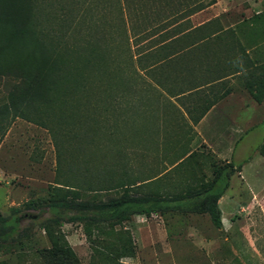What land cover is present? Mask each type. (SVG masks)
<instances>
[{
	"label": "rangeland",
	"instance_id": "rangeland-1",
	"mask_svg": "<svg viewBox=\"0 0 264 264\" xmlns=\"http://www.w3.org/2000/svg\"><path fill=\"white\" fill-rule=\"evenodd\" d=\"M35 1L30 30L54 67L44 93L36 71L16 84L11 74L28 71L14 53L0 59V106L19 94L31 102L17 105L0 142V264H60L49 235L71 248L75 264H264V190L245 189L239 174L225 191L235 204L221 202L229 215L220 229L179 211L92 223L73 219L89 211L48 202L54 186L98 203L122 192L108 189L119 180L162 195L210 180L224 163L221 144L193 125L212 105L198 92L175 96L239 71L238 86L218 85L232 94L214 96H225V113L243 118L237 105L264 97V0H69L67 13L57 0ZM14 41L40 64L39 51ZM33 86L45 99L26 92ZM255 142H243L235 161L264 153V141ZM127 237L134 254L118 259Z\"/></svg>",
	"mask_w": 264,
	"mask_h": 264
},
{
	"label": "trees",
	"instance_id": "trees-1",
	"mask_svg": "<svg viewBox=\"0 0 264 264\" xmlns=\"http://www.w3.org/2000/svg\"><path fill=\"white\" fill-rule=\"evenodd\" d=\"M34 2L36 1L0 0V59L4 57L6 52L14 53L18 59L19 65H23L28 71L26 75L16 72L13 75L11 74V76L18 79L16 84L19 82L29 84V72L36 71L37 77H35L39 80L35 81V83L39 82L41 88L44 89V93H46V82H44L45 75L48 76L51 73L54 62L48 55L44 56L39 51L43 47L42 43L38 41L37 35L40 34L39 31H35L36 34H34L35 32L30 30V25L33 23L31 7ZM38 2L39 6H49L50 4L48 0H38ZM55 2H57L58 9L61 13H67L72 10V4L69 0H57ZM86 7L81 8V10L86 11ZM49 12L52 14L51 11ZM14 38H20L24 45L32 46L33 53L39 51L38 53L43 55L40 64H35L29 61L28 58L22 56L21 50L17 47L18 45L14 41ZM39 91L40 88L33 86L26 92L31 93V95L38 100L45 99V96ZM257 99L258 97H256V100ZM30 104L31 102L26 98V94H19L16 95V99L9 100L0 106V121L3 119L5 120V122L0 123V142L3 138L6 125L17 116V105ZM207 110L208 107L205 109L204 113ZM10 111H12V113H10ZM204 113L195 120L198 121ZM240 167V163L234 164L231 161L221 163L214 168L210 180L202 184L198 189L189 190L185 193H166L162 195L157 192H139L133 189L134 183L127 180H119L108 189H121L122 192L115 197L107 198L104 202L80 203V193L77 189H61V187L57 186L49 187L48 202L49 207L89 211L88 214L78 215L73 219L92 223L104 222L112 224L126 221L134 214L149 216L152 213L162 215L166 212L179 211L182 213L194 214L206 213L211 225L216 229H220L222 227V222L218 200L228 186L230 175L235 171H239ZM49 237L51 242L50 253L55 258L56 262L60 264H75L77 258L71 248L59 243L56 239H53L51 235H49ZM121 250L123 253L117 255L118 259L121 257L133 256L135 247L130 237H127L125 244L121 246Z\"/></svg>",
	"mask_w": 264,
	"mask_h": 264
},
{
	"label": "crops",
	"instance_id": "crops-1",
	"mask_svg": "<svg viewBox=\"0 0 264 264\" xmlns=\"http://www.w3.org/2000/svg\"><path fill=\"white\" fill-rule=\"evenodd\" d=\"M200 24L195 26H199ZM238 74L239 71H236L235 73L225 76L205 79L203 82H199L197 84L198 86L195 88L183 91L175 96L180 98L187 94L191 95L194 92H198L201 96H203L199 101L202 105H212L206 114L193 125V128L197 132V135L203 139L209 135L212 136L216 142L221 144V147L216 150V154L219 159L224 161V163L231 161L234 164H241L240 170L235 171L230 175L228 186L218 200L222 227L224 226V219H227L229 214L228 212L224 214V211L221 208V202L224 200L228 205L235 204L234 199L230 198V195H227L225 191L231 188L235 178H237V174H239L240 177H243V186L245 189L264 190V153L256 152L252 155L248 154L239 162L235 161L241 157V153L243 151L242 149L246 146L243 142L246 141L249 143L251 141H256L258 143L264 141V97H262L260 101H255L253 98L251 101L247 102L244 100L242 105H237V108H241L243 106L246 110L244 117L239 119L233 118L231 117V114L228 115L225 113L224 109L226 105H218L219 102L225 98V96L220 98L221 95L225 94L227 96L233 92L232 90H221L218 85L222 81L227 80L229 81L228 85L235 84L236 86L237 84L238 86V83L234 81ZM211 87L216 88L212 89ZM240 90H242V88ZM217 93H219L218 96L220 95V97L214 98ZM173 98L174 97L171 99ZM182 103L184 105L187 104L185 100H183ZM228 107L231 106L228 105ZM211 116H214V118ZM255 136L257 137L256 140L254 138ZM256 145L257 144L252 145L251 150L255 149ZM226 196H228V198ZM166 213H163V215ZM189 214L204 216V218L209 220L206 213ZM195 231H198L197 228H192V232L195 233ZM195 234L197 235V233ZM204 243L206 244L205 241Z\"/></svg>",
	"mask_w": 264,
	"mask_h": 264
}]
</instances>
